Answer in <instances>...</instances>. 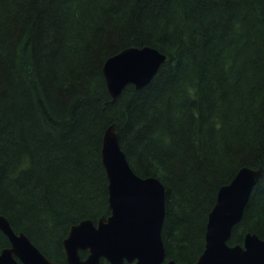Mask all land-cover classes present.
<instances>
[{
  "label": "trees",
  "instance_id": "16d2710c",
  "mask_svg": "<svg viewBox=\"0 0 264 264\" xmlns=\"http://www.w3.org/2000/svg\"><path fill=\"white\" fill-rule=\"evenodd\" d=\"M145 46L165 61L112 99L104 62ZM111 125L132 171L165 188L166 261L197 260L243 167L261 175L228 243L264 240V0H0V215L54 262L72 225L110 214Z\"/></svg>",
  "mask_w": 264,
  "mask_h": 264
},
{
  "label": "water",
  "instance_id": "95a60500",
  "mask_svg": "<svg viewBox=\"0 0 264 264\" xmlns=\"http://www.w3.org/2000/svg\"><path fill=\"white\" fill-rule=\"evenodd\" d=\"M166 56L145 46L129 47L109 57L102 73L109 95L118 97L127 85L146 86ZM101 161L107 178L110 214L96 222L72 225L62 245L66 264H184L165 261L162 228L165 188L156 177L142 178L130 168L113 125L106 128ZM261 167L241 168L221 186L207 218L204 249L193 264H264V240L246 233L242 245H230L233 228L242 218ZM0 232L10 246L0 251V264H58L46 258L23 233H15L0 215ZM79 251H87L81 259Z\"/></svg>",
  "mask_w": 264,
  "mask_h": 264
},
{
  "label": "flooded vegetation",
  "instance_id": "af4514ba",
  "mask_svg": "<svg viewBox=\"0 0 264 264\" xmlns=\"http://www.w3.org/2000/svg\"><path fill=\"white\" fill-rule=\"evenodd\" d=\"M68 233V232H67ZM67 236V235H66ZM65 236V237H66ZM64 240V239H63ZM63 240H62V242H63ZM10 246V245H9ZM63 246V245H62ZM8 248V247H7ZM5 249V248H4ZM64 249V248H63ZM65 252V251H64ZM50 260V259H49ZM52 261V260H51ZM105 261V260H104ZM54 262V261H53ZM65 262H66V260H65ZM106 262V261H105ZM55 263H57V262H55ZM106 263H108V262H106ZM58 264H61V263H58ZM109 264V263H108ZM124 264H134V262H132V263H127V262H124Z\"/></svg>",
  "mask_w": 264,
  "mask_h": 264
},
{
  "label": "bare ground",
  "instance_id": "6f19581e",
  "mask_svg": "<svg viewBox=\"0 0 264 264\" xmlns=\"http://www.w3.org/2000/svg\"><path fill=\"white\" fill-rule=\"evenodd\" d=\"M122 93V92H121Z\"/></svg>",
  "mask_w": 264,
  "mask_h": 264
}]
</instances>
